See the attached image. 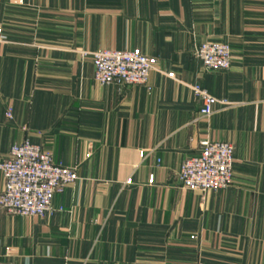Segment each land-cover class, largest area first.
I'll use <instances>...</instances> for the list:
<instances>
[{
  "label": "crops",
  "instance_id": "crops-1",
  "mask_svg": "<svg viewBox=\"0 0 264 264\" xmlns=\"http://www.w3.org/2000/svg\"><path fill=\"white\" fill-rule=\"evenodd\" d=\"M0 30V163L29 138L78 175L51 216L0 209V264H264V0H0ZM206 41L228 70L203 69ZM136 48L146 85H100L81 55ZM195 83L231 104L201 117ZM206 139L234 146L233 184L185 189Z\"/></svg>",
  "mask_w": 264,
  "mask_h": 264
},
{
  "label": "built area",
  "instance_id": "built-area-1",
  "mask_svg": "<svg viewBox=\"0 0 264 264\" xmlns=\"http://www.w3.org/2000/svg\"><path fill=\"white\" fill-rule=\"evenodd\" d=\"M0 30V41H4ZM91 56L94 81L100 85L119 87L146 85L151 73L157 70L158 59L144 54L139 48L131 50L101 49ZM194 56L205 71H226L231 67L232 51L226 42L206 41L196 46ZM174 78V73H167ZM199 103V115L209 118L217 104L229 106L199 83L191 86ZM12 118V109L6 113ZM234 146L225 141L203 140L200 152L182 163L178 180L185 189L207 192L230 187L234 178ZM5 186L0 193V209L9 215L47 217L55 213L54 197L78 180L76 168L56 163L50 150L34 144L29 138L11 147L9 155L0 163ZM154 177L150 176L149 183ZM132 184V179L126 181ZM61 211V209H59Z\"/></svg>",
  "mask_w": 264,
  "mask_h": 264
}]
</instances>
